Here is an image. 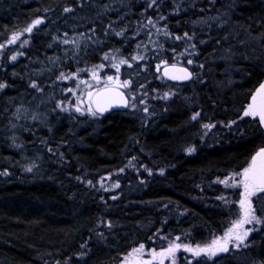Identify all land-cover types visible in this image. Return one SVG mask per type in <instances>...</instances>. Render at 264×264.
Masks as SVG:
<instances>
[{"label":"trees","instance_id":"obj_1","mask_svg":"<svg viewBox=\"0 0 264 264\" xmlns=\"http://www.w3.org/2000/svg\"><path fill=\"white\" fill-rule=\"evenodd\" d=\"M35 19L25 54L0 58V264H119L141 245H204L236 222L230 177L264 146L244 115L264 77V0H0V44ZM173 63L191 82L163 78ZM110 74L170 97L147 118L75 121L70 95ZM108 173L115 196L97 180ZM251 205L260 223L244 244L177 264H264V199Z\"/></svg>","mask_w":264,"mask_h":264},{"label":"rangeland","instance_id":"obj_2","mask_svg":"<svg viewBox=\"0 0 264 264\" xmlns=\"http://www.w3.org/2000/svg\"><path fill=\"white\" fill-rule=\"evenodd\" d=\"M36 20L38 19L32 20V22L25 24L21 26L20 28L13 30L10 33V36L8 37V39L4 41L2 44H0L3 46V47H0V58L4 55L5 52L8 51L9 55H7L6 59L8 62L11 63L19 59V57L22 56L23 54H25L23 53V51L25 47L29 46L31 35L35 31L34 29L40 24L39 23V24L34 25V21ZM28 27H32L31 32L25 31V29ZM14 36L17 37L15 40H13ZM9 41H12V42L9 43ZM12 57H15V59H12ZM109 77H112V79L109 80L108 79ZM125 82H127V86H125ZM107 85H115V86L118 85V86L124 87L126 94L129 95V98H130L128 113H131V114H134L140 117L147 118L148 116H152L153 113L150 112L152 108V104L159 102L160 105H164L165 101L170 97V94L167 92L165 87H163V89L160 92H155V93L153 92L149 94L145 91H142L141 89L134 90L131 87V84L129 83V81L123 79L119 74H116V75L110 74V75H105L104 77L95 76L93 77V79L85 81L81 85V89L78 93L75 92L74 94L70 95L69 100L66 102L64 109L67 112H69L70 115H73V118L75 121L77 117H81V118L84 117V118L91 119V118H94L95 116H98V114L95 112V110L91 106V96L93 95L95 90L99 88H103ZM0 91H1V87H0ZM77 123H79V121ZM79 124H81V122ZM207 128L210 129V127H207ZM131 167L133 166L130 164V162L127 163L126 168H131ZM126 168H123L122 171H124ZM136 170L147 171L145 168H138ZM242 172L243 170L240 173ZM112 174L113 173H108V175L101 176L100 178H97V180H98L99 185L103 189H106L110 194H112L111 196H115L117 194V191L115 190H117L118 183L115 181V178L113 177ZM233 177L235 178L238 177V179L235 180V178L233 179ZM230 178H232L231 181L233 184L239 182L242 179V177L238 175H234ZM241 186H242L241 199H243L244 198L243 197L244 188L242 184ZM239 206H240V211H239V216H238L237 221L241 220L244 216V210L242 209L240 202H239ZM253 215L256 216L255 209H254ZM254 221H252L251 223H245L241 227H237L233 229V225L234 223H236L234 222L229 228L226 229V231L223 234L215 236V238H213L209 243H206L204 245H201L198 243L191 244V243H185V242L183 243L171 242L169 246L164 247V248H159L158 250L156 249L149 250V249H145L144 247L141 248V246L136 247L135 249L127 253L124 256V259L119 264H177V260L179 256L178 254L186 253L189 256H193V255L196 256L194 252L186 250L185 246L191 249L205 248L208 245H211L214 240H217L218 238H224L225 234L229 231V229H233V233L231 236V240L228 243V248L233 247V246L237 247L236 246L237 244H244L246 237L250 234V231L252 230L251 227ZM245 231H248V235L243 239V241L236 240L235 238L236 235H243ZM221 242H223V240H221ZM174 245H179L180 247L176 249L174 253L168 254L166 250L170 246H174ZM134 250H138V251H134ZM162 253L163 255H161ZM218 253H225V252H218ZM204 254L206 256H209L207 253H202L201 255H204Z\"/></svg>","mask_w":264,"mask_h":264},{"label":"snow or ice","instance_id":"obj_3","mask_svg":"<svg viewBox=\"0 0 264 264\" xmlns=\"http://www.w3.org/2000/svg\"><path fill=\"white\" fill-rule=\"evenodd\" d=\"M39 23H41L40 20L34 21V25L39 24ZM25 31L31 32L32 27L26 28ZM16 38L17 37L14 36L13 40H15ZM11 42L12 41H9V43ZM0 47H3V46L0 45ZM12 59H15V57H12ZM189 63H191V61H189ZM173 78L174 79L176 78L187 79L188 77L183 76V77H173ZM108 79L111 80L112 77H109ZM125 86H127V82H125ZM0 87H3V85H0ZM258 93H264V84L260 86ZM253 99L255 100V97ZM105 110L106 109L101 108V111H105ZM244 115L245 116L251 115L253 117L258 116L261 123H264V108H261L258 110L253 105H249L248 110L245 111ZM205 127H211V126L205 125ZM188 151L191 152L193 151V149H189ZM235 175L243 177L239 181V183L242 184L244 188V193H243L244 198L240 200V205L242 209L244 210V216L241 220L234 223L233 229L237 227H241L245 223H251L254 220L257 223H260L259 218L253 215L254 209L252 208V205H251V198L254 196H257L258 199H264V197L258 196L259 193H264V148L260 149L256 153V155L252 158V161L249 167L245 168L242 173H237ZM234 178L235 177H233V179ZM221 183L227 184V180L221 181ZM232 186H236V185L233 184ZM233 229H229V231L225 234L224 238H218L217 240H214L211 245H208L205 248L191 249V248H187V246H185V248L188 251L194 252L196 256H200L202 253H207L209 256H215L218 252H227L229 250L228 243L231 240ZM248 231H245L243 235H236L235 237L236 240L243 241V239L248 235ZM221 240H223V242H221ZM236 246L239 247V244H237ZM179 247H180L179 245L170 246L166 250V252L168 254H172ZM141 248H143V245H141ZM134 251H138V250H134ZM161 255H163V253Z\"/></svg>","mask_w":264,"mask_h":264},{"label":"water","instance_id":"obj_4","mask_svg":"<svg viewBox=\"0 0 264 264\" xmlns=\"http://www.w3.org/2000/svg\"><path fill=\"white\" fill-rule=\"evenodd\" d=\"M186 70V71H185ZM161 74L165 80L171 83L176 84H185L191 82L193 79V72L186 66L173 63V64H166L161 69ZM187 76V79H180L173 77H183ZM264 84V77L262 81L255 87L252 94L249 96L248 99V107L249 105H253L256 109L264 108V93H258L260 86ZM255 97V100L253 99ZM130 98L129 95L126 94L125 90L118 85H107L103 88L98 89L93 93L91 96V106L95 110V112L102 117H105L107 114L112 112H125L129 109ZM101 108L106 109L105 111H101ZM251 116V115H250ZM254 120H257L258 123L261 125L264 134V123H261L258 116L253 117ZM264 148L262 146L259 148L251 157L249 164L247 167L250 166L252 158L256 155V153ZM246 167V168H247ZM243 178V177H242Z\"/></svg>","mask_w":264,"mask_h":264}]
</instances>
